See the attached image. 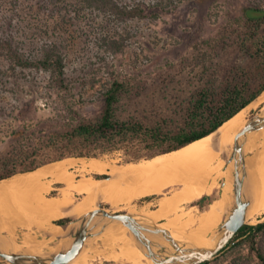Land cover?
Listing matches in <instances>:
<instances>
[{
  "label": "rangeland",
  "instance_id": "rangeland-1",
  "mask_svg": "<svg viewBox=\"0 0 264 264\" xmlns=\"http://www.w3.org/2000/svg\"><path fill=\"white\" fill-rule=\"evenodd\" d=\"M261 1L263 0H123L129 7L143 2L148 9L145 17L127 21L90 8L72 13L64 10L66 20L59 27L55 40L61 44L66 54L67 75L79 98L84 101L85 114L98 117L102 113L103 94L112 78L111 72L117 71L134 75L142 82L140 95L123 103L119 112L122 119L137 117L154 124L160 118H166L172 126H176L185 117L193 93L202 84L205 68L220 62L230 63L239 57L238 51L224 50L223 45L214 42L213 47L202 45L201 40L211 35L217 36L224 31L227 18L239 15L245 5ZM157 4L161 7L155 8ZM46 8L43 0H0V36L13 37L27 55L38 54L42 44L46 42V32L53 31L56 26V23L54 26L50 21ZM110 37L121 41L124 39V50L114 53L108 49ZM1 80L11 83L19 81L21 88L16 93L0 92V161L21 156L27 158V164L56 162L54 158L69 149L64 143L53 145L51 141V135L55 131L52 127L60 121L63 106L48 87L49 73L44 70L19 68L12 75L9 63L0 58ZM263 109L264 106L253 109L250 117ZM260 135L261 132L255 138L264 137ZM108 146L116 149L99 153L97 157L85 158H97L113 165L142 162L161 155V150L167 145H154L141 138L128 136ZM233 152L234 148L227 157L222 156L225 166L211 178L212 183L218 180L214 190L217 197L223 193L224 186L231 178L230 175L227 176L228 173L234 170L228 161ZM256 156L257 149L248 150V160ZM78 164L83 165V162ZM77 173L80 174L78 179L90 176L87 172ZM195 177V174L190 175L188 180ZM46 181L49 182L48 179ZM182 188V185L171 186L166 192L171 195ZM62 193L59 185L51 191H45V195L50 197H61ZM155 196L157 197L152 200L138 199L134 205L137 208L149 206L151 210H156L160 207L162 196ZM85 198V195L73 193L75 204L83 202ZM103 207L116 212H128L113 208L108 202H104ZM183 207V212L179 210L177 214L189 210L195 214L203 211L195 203L185 204ZM177 214H172L158 223L167 224ZM76 219V216L69 217L70 221L67 223ZM263 221L264 214L257 218L250 216L248 224L256 225ZM221 225L209 231L206 240L211 239L213 231ZM12 230L14 231L13 228ZM108 231L96 238L101 245L100 250L104 249L101 239ZM5 233L11 239L14 238L21 253L31 250L47 252L60 243L59 239H54L39 227L21 228L12 235L10 230ZM30 238L44 241L45 247L32 248L28 244ZM230 251L231 247H228L213 262L220 263ZM145 263L152 262L146 259ZM0 264L12 263L0 257ZM91 264L130 263L109 261L102 255L91 261Z\"/></svg>",
  "mask_w": 264,
  "mask_h": 264
},
{
  "label": "trees",
  "instance_id": "trees-1",
  "mask_svg": "<svg viewBox=\"0 0 264 264\" xmlns=\"http://www.w3.org/2000/svg\"><path fill=\"white\" fill-rule=\"evenodd\" d=\"M43 1L50 21L54 26L56 23V26L53 31L46 32V42L42 44L38 54L27 55L13 37L0 36V58L9 63L12 75L19 68L44 70L49 73L48 87L63 106L60 121L52 127L55 131L51 135V141L53 145L64 143L69 149L54 158V161L68 157H97L99 153L116 149L108 145L128 136L141 138L154 145H167L160 154L176 151L216 132L264 93L263 0L245 5L239 15L226 19L224 31L201 40L202 45L213 47L214 42L223 45L224 50L238 51L239 57L230 63L220 62L205 68L203 82L193 93L189 109L179 125L172 126L166 118H160L154 124L137 117L122 119L119 112L123 103L140 95L142 82L134 75L117 71L111 72L112 78L103 94L102 113L98 117H91L85 114L84 101L79 98L74 84L68 78L66 54L61 44L55 40L59 27L66 20L64 10L72 13L90 8L127 21L145 17L148 9L143 2L129 7L123 0ZM157 7L161 6L157 4L155 8ZM108 40V49L114 53L124 50V39L121 41L110 37ZM20 88L19 81H0V92L16 93ZM26 162L27 158L21 156L1 160L0 181L19 173L35 171L49 163ZM97 177L107 178L106 175ZM156 197L149 196L145 200ZM217 198L215 192L204 195L194 203L204 210ZM68 221L69 218H64L56 220L55 223L64 225ZM228 247H231V251L220 263L211 260L201 264H264V221L256 225H244L222 252Z\"/></svg>",
  "mask_w": 264,
  "mask_h": 264
},
{
  "label": "bare ground",
  "instance_id": "bare-ground-1",
  "mask_svg": "<svg viewBox=\"0 0 264 264\" xmlns=\"http://www.w3.org/2000/svg\"><path fill=\"white\" fill-rule=\"evenodd\" d=\"M262 106H264V93L216 132L201 140L142 162H128L123 166L115 167L112 173L117 177L118 175L122 177L116 178L115 183L88 177L78 185L75 184V177L70 170L79 162H83L84 170L90 169L91 172L102 173L107 170V164L102 160L97 158L87 160L85 157L65 158L35 171L19 173L4 179L0 181L1 225L5 227L4 219H10L7 221V228L12 235L14 222H19L28 228L33 226V222L25 221V214H29L31 219L32 214L34 219L39 216L38 219H33L35 224L60 241L57 247L47 252H59L71 246L70 233L73 225L62 226L56 224L55 221L72 216L79 218L96 210L98 203L95 195L97 194L113 208L126 210L139 218H145L146 221L158 223L167 219L182 210L185 204L194 203L203 195L213 193L218 180L212 183L211 178L214 173H220L225 166L222 156L227 157L234 148L236 136L245 128L252 110ZM261 135L264 136V130L261 131ZM256 138L249 145V150H258V156L248 160L252 179L251 193L254 198L248 219L250 216L257 218L264 214V137ZM260 148L262 150H259ZM193 174L196 177L188 180V177ZM229 175L231 178L224 186L220 197L199 214L189 210L183 214H177L169 220V223L160 224V226L168 230L178 241L183 243L185 241L189 245L199 241L195 244L196 246L211 247L220 228L213 231L214 235L211 239L206 240V235L226 220L234 204L233 172H229L227 176ZM47 179L66 184V187L60 188L63 196L44 198L43 194L49 190L51 184V181L47 183ZM176 185H182L184 188L168 195L167 188ZM73 192L86 194L87 197L83 202L75 204ZM155 195L162 196L160 207L156 210H151L149 206L137 208L134 205L139 198ZM107 231L108 233L101 239L103 250H100L101 245L97 237L90 239L72 264H91V261L102 255L109 261L117 263L146 264V259H148L152 262L149 264H155L147 257L145 250L141 248L127 226L112 224ZM149 238L153 241L155 250H159V246L162 245L168 247L169 252L173 251L171 244L162 236L149 235ZM28 241L32 248H42L46 244L44 241H35L33 238ZM1 248L5 251L21 252L14 238L12 240L3 238ZM27 253L41 254L45 253V250H31Z\"/></svg>",
  "mask_w": 264,
  "mask_h": 264
},
{
  "label": "water",
  "instance_id": "water-1",
  "mask_svg": "<svg viewBox=\"0 0 264 264\" xmlns=\"http://www.w3.org/2000/svg\"><path fill=\"white\" fill-rule=\"evenodd\" d=\"M264 130V109L251 116L245 128L236 136L234 152L229 158L233 166V196L234 204L226 220L220 226L218 236L211 247L201 248L178 241L172 234L155 221H146L130 212H116L104 208L100 203L96 210L90 211L75 221L62 226L73 225L70 233L72 244L68 249L59 252L41 254L5 251L1 248V240L11 239L5 232L0 231V257L12 264H72L82 253L87 242L96 238L112 224H121L129 228L138 244L145 250L148 258L155 264H201L216 258L235 238L239 230L248 224V213L253 205L252 179L248 167L249 144ZM149 235H160L172 246L169 252L166 246L155 250ZM12 240V239H11ZM189 246L186 248L185 246Z\"/></svg>",
  "mask_w": 264,
  "mask_h": 264
},
{
  "label": "crops",
  "instance_id": "crops-1",
  "mask_svg": "<svg viewBox=\"0 0 264 264\" xmlns=\"http://www.w3.org/2000/svg\"><path fill=\"white\" fill-rule=\"evenodd\" d=\"M102 162L103 163H105V164H107V170L105 171V172H91L90 171V169H88V170H84V168H83V165H77V166H75V167H73V168H71V170H70V172L71 173H73V175H74V177H75V179H74V182H75V184H79L80 182H82L83 180H85L86 178H88V177H94L96 180H98V181H105V182H107V183H115L116 182V178L117 179H120V178H122L121 176H119L118 175V177L116 176V174H113L112 173V170H114V168L115 167H119V166H123V164H116V165H113V164H111V163H109V162H107V161H105V160H102ZM125 164V163H124ZM45 166V165H44ZM80 171H82V172H87L90 176H88V177H86L85 179H78V176L80 175L79 173H77V172H80ZM104 175H106L107 176V178H98L97 176H104ZM49 180V182L51 181V180H53V179H48ZM56 185H59V187L60 188H64V187H66V184H63V183H58V182H54V181H51V184H50V188H49V190L51 191V189H55V186ZM63 185V186H62ZM48 190V191H49ZM215 190V189H214ZM73 193H75V194H79V193H77V192H73ZM213 193H214V191H213ZM80 195H85L86 197H87V195L86 194H80ZM43 196H44V198H51V197H54V196H48V195H45V193L43 194ZM96 196V198H97V203H98V205L100 204V203H104V202H106V201H104V200H102L101 198H100V196H98V194L97 195H95ZM204 196V195H203ZM202 196V197H203ZM55 197H59V196H55ZM149 197V196H148ZM202 197H200V198H202ZM144 198H146V197H144ZM199 198V199H200ZM139 199H141V198H139ZM198 199V200H199ZM197 200V201H198ZM31 215V214H30ZM33 215V214H32ZM31 215V217H32V219L30 218V216H29V214L27 215V214H25V221H27V222H33V226L32 227H38L36 224H35V221L34 220H36V219H38V217L39 216H37V218H35L34 219V217ZM37 215H38V213H37ZM34 219V220H33ZM3 220V219H2ZM10 221V219H7L6 221ZM4 221H5V219H4ZM16 223V224H15ZM13 229H14V232L15 231H17V230H19V229H21V228H27L26 226H24V225H22V224H19V222H14L13 224ZM31 227V228H32ZM0 231H2V232H8L9 230H8V228L7 227H4L3 226V224L1 225V220H0Z\"/></svg>",
  "mask_w": 264,
  "mask_h": 264
}]
</instances>
